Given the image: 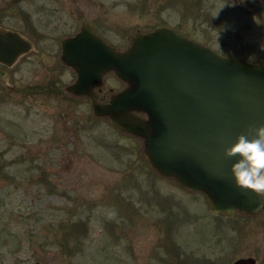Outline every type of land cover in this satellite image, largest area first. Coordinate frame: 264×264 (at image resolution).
<instances>
[{
    "label": "rangeland",
    "instance_id": "374dc122",
    "mask_svg": "<svg viewBox=\"0 0 264 264\" xmlns=\"http://www.w3.org/2000/svg\"><path fill=\"white\" fill-rule=\"evenodd\" d=\"M82 21L118 49L164 24L264 61V0H0V26L33 43L0 66V264H264V207L210 213L148 167L138 138L62 91L74 73L59 41ZM121 86L105 74L100 100Z\"/></svg>",
    "mask_w": 264,
    "mask_h": 264
},
{
    "label": "water",
    "instance_id": "95a60500",
    "mask_svg": "<svg viewBox=\"0 0 264 264\" xmlns=\"http://www.w3.org/2000/svg\"><path fill=\"white\" fill-rule=\"evenodd\" d=\"M59 47L60 62L75 74L63 91L87 97L93 116L138 138L150 169L200 193L212 214L251 216L263 208L259 197L234 186L229 168L238 157L225 159L223 151L249 126L264 125V63L221 54L164 24L133 32L118 49L82 21ZM32 49L25 35L0 26V64L11 67ZM107 73L123 86L101 101Z\"/></svg>",
    "mask_w": 264,
    "mask_h": 264
},
{
    "label": "clouds",
    "instance_id": "9594fccd",
    "mask_svg": "<svg viewBox=\"0 0 264 264\" xmlns=\"http://www.w3.org/2000/svg\"><path fill=\"white\" fill-rule=\"evenodd\" d=\"M223 157H238L229 173L234 186L260 198L264 207V125L249 126L223 151Z\"/></svg>",
    "mask_w": 264,
    "mask_h": 264
},
{
    "label": "flooded vegetation",
    "instance_id": "af4514ba",
    "mask_svg": "<svg viewBox=\"0 0 264 264\" xmlns=\"http://www.w3.org/2000/svg\"><path fill=\"white\" fill-rule=\"evenodd\" d=\"M234 56H238V55H234ZM238 57H241V56H238ZM241 58H243V57H241ZM250 61H253V60H250ZM255 61V60H254ZM258 61H260V62H262V63H264V61H262V59L261 60H258ZM0 66H2V67H5V68H10V67H6L5 65H3V64H0ZM2 78H4L5 80L7 79V74L6 73H4V72H2ZM75 78V74H74V77H73V79ZM73 79H72V81H73ZM71 81V82H72ZM70 83V82H69ZM65 86V85H64ZM63 86V87H64ZM100 88L97 90V94H99L98 95V99L100 100V98H99V96H100ZM62 91H63V88H62ZM65 93H67V92H65ZM68 95H70L69 93H67ZM71 96V95H70ZM179 186V185H178ZM180 187V186H179ZM182 188V187H181Z\"/></svg>",
    "mask_w": 264,
    "mask_h": 264
}]
</instances>
